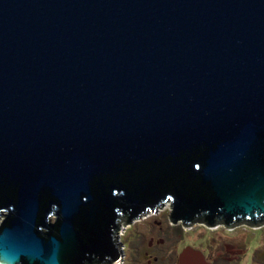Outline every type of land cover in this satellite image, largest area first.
I'll return each instance as SVG.
<instances>
[{
  "label": "water",
  "instance_id": "water-1",
  "mask_svg": "<svg viewBox=\"0 0 264 264\" xmlns=\"http://www.w3.org/2000/svg\"><path fill=\"white\" fill-rule=\"evenodd\" d=\"M169 200L264 225V0H0V264H118Z\"/></svg>",
  "mask_w": 264,
  "mask_h": 264
},
{
  "label": "rangeland",
  "instance_id": "rangeland-1",
  "mask_svg": "<svg viewBox=\"0 0 264 264\" xmlns=\"http://www.w3.org/2000/svg\"><path fill=\"white\" fill-rule=\"evenodd\" d=\"M172 212L169 200L118 234V241L130 243L127 257L118 264H264L263 224L244 222L231 228L224 223L210 226L205 220H196L186 225L173 222ZM4 219L0 217V225ZM150 241L163 242L153 246ZM152 255L160 261L149 262Z\"/></svg>",
  "mask_w": 264,
  "mask_h": 264
},
{
  "label": "flooded vegetation",
  "instance_id": "flooded-vegetation-1",
  "mask_svg": "<svg viewBox=\"0 0 264 264\" xmlns=\"http://www.w3.org/2000/svg\"><path fill=\"white\" fill-rule=\"evenodd\" d=\"M126 219V221H129V216L128 215H121V217H120V220H119V224H120V222H122V220H125ZM120 244H121V246L124 248V251H123V258L126 256L127 257V252H126V249H129V247H130V243H128L127 241H118ZM163 241H150V245H157V244H160V243H162ZM157 243V244H156ZM183 253L184 252H181V256L183 255ZM146 255L148 254V252H146L145 253ZM152 257H153V259L151 260V259H148L149 260V262H151V261H155V262H159L160 261V259L157 257V256H155V255H152Z\"/></svg>",
  "mask_w": 264,
  "mask_h": 264
},
{
  "label": "trees",
  "instance_id": "trees-1",
  "mask_svg": "<svg viewBox=\"0 0 264 264\" xmlns=\"http://www.w3.org/2000/svg\"><path fill=\"white\" fill-rule=\"evenodd\" d=\"M197 220H200V218H198Z\"/></svg>",
  "mask_w": 264,
  "mask_h": 264
}]
</instances>
